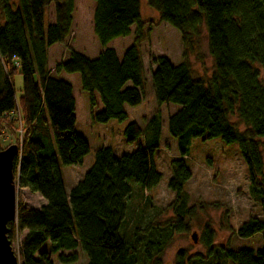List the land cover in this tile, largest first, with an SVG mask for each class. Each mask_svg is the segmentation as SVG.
Returning <instances> with one entry per match:
<instances>
[{"label":"trees","instance_id":"trees-1","mask_svg":"<svg viewBox=\"0 0 264 264\" xmlns=\"http://www.w3.org/2000/svg\"><path fill=\"white\" fill-rule=\"evenodd\" d=\"M92 1L98 55L89 59L68 50L67 59L50 73L48 50L64 45L70 36L74 0H18L14 11L10 0H0V129L14 136L19 149L13 162L17 188L44 201L39 209L16 202V221L7 225V238L12 242L24 234L16 254L19 264H52L49 254L40 251L45 243L51 254L68 253L58 256L61 264L76 263L78 248L86 264H165V250L175 235L189 231L193 214L184 187L190 179L185 158L194 139L219 138L237 145L248 193L259 205L261 219L249 217L236 235L248 239L264 232V164L258 142L264 140V0H144L161 22L177 31L183 53L175 66L162 56L153 59L149 81L158 108L143 128L128 122L126 113V107L141 105L146 83L140 0ZM51 5L53 21L48 23L46 10ZM132 28L134 40L118 58L106 46L132 35ZM201 31L213 61L207 82L192 77L187 61ZM60 73L78 75L92 123H126V141H142L137 150L119 157L109 148L98 149L92 166L68 195L60 167L81 165L89 147L75 133L72 87L57 78ZM16 75L22 79L19 98L13 91ZM98 104L101 110L95 113ZM169 104L178 106L167 118L166 129L179 157L171 162L167 183L174 195L168 206L171 216L162 223H136L127 231L128 182L147 192L161 180L154 154L161 139L159 107ZM232 115L244 131L230 123ZM200 244L204 254L179 250L173 264H264V246L256 251L215 246L208 227Z\"/></svg>","mask_w":264,"mask_h":264},{"label":"rangeland","instance_id":"rangeland-1","mask_svg":"<svg viewBox=\"0 0 264 264\" xmlns=\"http://www.w3.org/2000/svg\"><path fill=\"white\" fill-rule=\"evenodd\" d=\"M10 7L14 11L18 7V0H10ZM94 3L92 0H74L72 14V27L70 36L64 45H56L49 50V71L55 64L65 61L68 50H73L88 57H96L100 47L92 32V13ZM140 17L144 24L142 31L143 42L140 45V55L145 70L146 83L141 105L126 107L128 122L136 123L140 128L144 127L147 119L158 108L150 85V73L154 69L153 59L159 56L166 58L173 66L182 60L183 49L179 35L175 29L159 20L157 12L140 0ZM46 20L53 21V6L46 10ZM1 23V16H0ZM134 28H132V41ZM125 42H128L125 41ZM117 50L126 46V43H114L111 45ZM120 53V52H118ZM191 75L195 79L207 82L213 74V61L208 53L207 41L204 32L193 42L192 50L187 52ZM261 73V71H260ZM68 81L73 84L77 101L75 133L81 136L88 144L89 154L81 165L60 167L64 190L69 194L85 173L90 169L94 161L95 152L102 148L112 150L114 157L132 153L139 145L141 139L129 144L124 137L126 123L110 121L106 124L92 123L85 95L80 90L77 74L67 75ZM262 79V74L260 76ZM22 79L19 75L13 77V91L17 98L21 96ZM101 110V106L95 109V113ZM178 110V106L169 104L159 107L161 114V139L159 149L154 154V164L161 180L157 187L151 191L141 192L139 186L128 182L131 188V196L127 200L124 228L130 231L136 223L142 225L148 222L162 223L171 216L168 208L174 200V195L167 188L171 176V162L177 160L178 153L176 142L169 137L166 129L167 118ZM230 123L242 132L246 128L235 115L229 117ZM14 136H10L8 130L0 129V150L10 145H15ZM264 164V140H258ZM55 152V148H53ZM50 153L51 148H48ZM185 163L190 172V179L185 184L184 191L187 196V206L193 208V214L188 221L189 231L175 235L169 247L165 250L162 261L165 264H173L177 251L185 250L189 254L202 253L204 248L200 244V237L205 227L212 231L214 245L228 249L259 250L264 246V232L248 239L237 237L236 231L249 217L261 219L260 208L248 193V179L246 167L239 155L236 144H227L221 139L212 140L194 139L188 148ZM15 197L27 209H39L44 201L37 194H30L27 190L15 188ZM191 234H195L196 242H192ZM22 235L14 236L11 242L14 253L17 254L19 241ZM41 252H47L52 264H61L59 255H67L65 251L58 254L49 253V244L45 243ZM77 262L74 264H86L85 254L78 248L76 250ZM228 264H232L228 262Z\"/></svg>","mask_w":264,"mask_h":264},{"label":"water","instance_id":"water-1","mask_svg":"<svg viewBox=\"0 0 264 264\" xmlns=\"http://www.w3.org/2000/svg\"><path fill=\"white\" fill-rule=\"evenodd\" d=\"M19 154L16 145L0 150V264H19L11 242L8 240L9 223L16 221V182L13 179V162ZM196 242L195 234H191Z\"/></svg>","mask_w":264,"mask_h":264},{"label":"crops","instance_id":"crops-1","mask_svg":"<svg viewBox=\"0 0 264 264\" xmlns=\"http://www.w3.org/2000/svg\"><path fill=\"white\" fill-rule=\"evenodd\" d=\"M128 40V42H125V41H127ZM117 42H119V43H126V46H124V48H122V49H120V50H117L115 47H113V46H111V45H113L114 43H117ZM132 44V39H131V37L130 36H128V37H125V38H118V39H115V40H113V41H111L110 43H108L107 44V48H110V49H113L114 51H115V53H116V56L118 57V58H121L122 56H123V54H124V52H125V50L128 48V47H130V45ZM54 46H56V45H54ZM54 46H52V47H54ZM51 47V48H52ZM50 48V49H51ZM49 49V50H50ZM49 50H48V53H49ZM118 52H120V53H118ZM82 54V53H81ZM82 55H84L85 57H87V58H89V59H94L95 57H88V56H86L85 54H82ZM49 58V57H48ZM53 70V69H52ZM57 78L59 79V80H62V81H64V82H66V83H68V84H70L71 85V87H72V94H73V97H74V100H75V109H74V116H75V118H76V109H77V101H76V97H75V94H74V89H73V84L72 83H70L69 81H68V77L67 76H65L63 73H60L58 76H57ZM100 105V104H99ZM84 160V159H83ZM26 207V206H25ZM23 235L24 234H22V237H23Z\"/></svg>","mask_w":264,"mask_h":264}]
</instances>
